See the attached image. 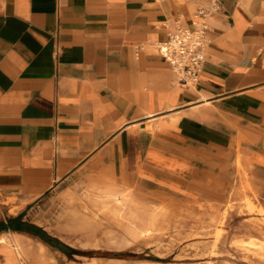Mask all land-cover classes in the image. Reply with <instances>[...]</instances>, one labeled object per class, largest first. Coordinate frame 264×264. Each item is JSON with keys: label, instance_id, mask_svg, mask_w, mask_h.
Instances as JSON below:
<instances>
[{"label": "crops", "instance_id": "crops-1", "mask_svg": "<svg viewBox=\"0 0 264 264\" xmlns=\"http://www.w3.org/2000/svg\"><path fill=\"white\" fill-rule=\"evenodd\" d=\"M212 2L182 87L164 25ZM229 165L264 166V0H0V264H31L42 240L18 229H45L41 203L87 214L132 182L193 197Z\"/></svg>", "mask_w": 264, "mask_h": 264}, {"label": "rangeland", "instance_id": "rangeland-1", "mask_svg": "<svg viewBox=\"0 0 264 264\" xmlns=\"http://www.w3.org/2000/svg\"><path fill=\"white\" fill-rule=\"evenodd\" d=\"M227 178L193 197L132 182L87 214L41 203L45 229L18 230L42 240L31 264H264V166L229 165Z\"/></svg>", "mask_w": 264, "mask_h": 264}, {"label": "built area", "instance_id": "built-area-1", "mask_svg": "<svg viewBox=\"0 0 264 264\" xmlns=\"http://www.w3.org/2000/svg\"><path fill=\"white\" fill-rule=\"evenodd\" d=\"M220 9L217 2L208 6H198L189 24L182 17H175L165 24L166 37L158 43L161 56L168 63L176 82L182 87L194 85L205 61L207 46V19Z\"/></svg>", "mask_w": 264, "mask_h": 264}, {"label": "bare ground", "instance_id": "bare-ground-1", "mask_svg": "<svg viewBox=\"0 0 264 264\" xmlns=\"http://www.w3.org/2000/svg\"><path fill=\"white\" fill-rule=\"evenodd\" d=\"M113 216V215H112ZM114 218V217H113ZM118 221V220H117ZM2 239V238H1ZM255 239V238H254ZM3 240V239H2ZM240 239H238V241H239ZM259 241V243H260V240H258ZM234 242V241H233ZM249 242H251V241H249ZM242 243V242H241ZM244 243H246V242H244ZM263 242H261V244H262ZM243 244V243H242ZM257 244V243H256ZM264 244V243H263ZM262 244V245H263ZM264 247V246H263ZM259 248H261V246L259 247ZM262 249H264V248H262Z\"/></svg>", "mask_w": 264, "mask_h": 264}, {"label": "trees", "instance_id": "trees-1", "mask_svg": "<svg viewBox=\"0 0 264 264\" xmlns=\"http://www.w3.org/2000/svg\"><path fill=\"white\" fill-rule=\"evenodd\" d=\"M2 227V226H1Z\"/></svg>", "mask_w": 264, "mask_h": 264}]
</instances>
